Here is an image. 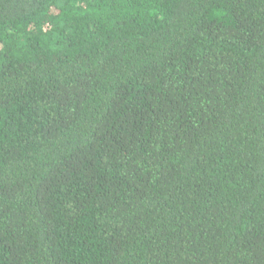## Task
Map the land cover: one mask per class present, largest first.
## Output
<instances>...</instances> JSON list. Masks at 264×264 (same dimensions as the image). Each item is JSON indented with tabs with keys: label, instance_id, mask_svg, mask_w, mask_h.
Here are the masks:
<instances>
[{
	"label": "trees",
	"instance_id": "1",
	"mask_svg": "<svg viewBox=\"0 0 264 264\" xmlns=\"http://www.w3.org/2000/svg\"><path fill=\"white\" fill-rule=\"evenodd\" d=\"M0 264H264V0H0Z\"/></svg>",
	"mask_w": 264,
	"mask_h": 264
}]
</instances>
